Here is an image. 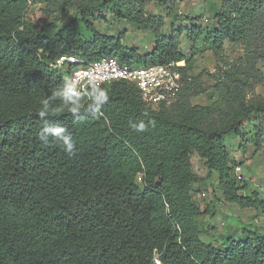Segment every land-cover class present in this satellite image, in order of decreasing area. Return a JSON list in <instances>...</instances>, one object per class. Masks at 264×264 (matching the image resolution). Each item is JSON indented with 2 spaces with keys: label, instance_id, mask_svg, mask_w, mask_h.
I'll return each mask as SVG.
<instances>
[{
  "label": "trees",
  "instance_id": "1",
  "mask_svg": "<svg viewBox=\"0 0 264 264\" xmlns=\"http://www.w3.org/2000/svg\"><path fill=\"white\" fill-rule=\"evenodd\" d=\"M176 1L0 0V264H156L155 258L160 264H264V200L239 193L223 144L225 135L245 134L243 122L264 117V102L247 96L262 79L256 66L264 60V0H220L215 27L202 38L220 65L210 74L216 99L208 105L191 102L204 87L179 50L181 31L163 34L162 21L146 10L151 2L170 8ZM35 4L44 5L48 18L72 13L58 28L51 20L34 24L26 16ZM105 12L149 31L150 51L114 57L125 50L122 34L94 26ZM191 33L197 38L199 30ZM226 41L242 48L235 61L224 56ZM65 54L81 65L104 57L133 67L183 61L182 84L174 100L152 108L132 83L112 81L100 85L108 101L99 114L84 111L88 99L81 93L78 116L65 109L42 119V100L63 104L53 91L71 67L50 64ZM214 118H221V128L210 126ZM139 120L154 126L134 131L130 122ZM45 122L67 128L74 156L58 141L39 138ZM260 134L251 135L256 149ZM193 152L217 175L223 202L258 210L261 231L244 226L242 237L223 235L221 246L200 240Z\"/></svg>",
  "mask_w": 264,
  "mask_h": 264
},
{
  "label": "rangeland",
  "instance_id": "2",
  "mask_svg": "<svg viewBox=\"0 0 264 264\" xmlns=\"http://www.w3.org/2000/svg\"><path fill=\"white\" fill-rule=\"evenodd\" d=\"M220 0H177L174 6L164 8L157 2L146 6L149 14L162 21L160 30L168 35L172 30H180L179 50L192 61L190 74L198 77L204 91L191 98L192 104L208 105L216 99L214 81L210 74L220 66L210 48L202 41L207 30L215 27L214 15L218 10ZM44 5L35 4L28 8L26 19L34 24L54 22L55 28L61 26L71 16L72 10L54 14L51 18L44 15ZM96 29L103 34H122L121 44L124 49L119 50L114 57L120 54L135 53L143 56L152 47L153 38L149 31L127 22L117 20L111 13L105 12L94 21ZM192 30H199L197 38L192 36ZM86 32V31H85ZM224 56L235 61L242 54L239 44L229 41L223 45ZM183 64V63H182ZM262 79L251 83L248 91L249 101L252 103L264 102V60L257 64ZM211 127H222L221 118H214ZM244 133L225 135L224 146L228 150L232 166L231 174L243 188L240 194L256 192L264 200V117L259 116L243 122ZM248 132H251L248 135ZM260 147L255 148V141L251 135L258 134ZM191 170L194 175L192 201L200 208L201 213L196 218L199 238L203 242H215L219 246L223 235H232L240 238L245 233L240 230L244 226L250 230H262L261 215L257 209L241 208L235 204L223 202L220 198L217 175L210 171L205 161L196 152L190 155ZM137 182L139 177H137Z\"/></svg>",
  "mask_w": 264,
  "mask_h": 264
},
{
  "label": "built area",
  "instance_id": "3",
  "mask_svg": "<svg viewBox=\"0 0 264 264\" xmlns=\"http://www.w3.org/2000/svg\"><path fill=\"white\" fill-rule=\"evenodd\" d=\"M182 63L183 61L133 67L119 62L114 57H104L81 65L82 61L76 55L65 54L57 57L50 66L63 70L70 66L67 80L71 79L73 83L78 81L81 93H86L87 85L92 82L100 86L112 81H127L138 89L141 100L146 105L156 108L175 99L182 84L178 69ZM154 262L160 264L158 258H155Z\"/></svg>",
  "mask_w": 264,
  "mask_h": 264
},
{
  "label": "clouds",
  "instance_id": "4",
  "mask_svg": "<svg viewBox=\"0 0 264 264\" xmlns=\"http://www.w3.org/2000/svg\"><path fill=\"white\" fill-rule=\"evenodd\" d=\"M78 85V81L76 83H73L71 79L64 81L53 91L52 96V99H55L57 96L61 97L63 100L62 106L53 107L48 99H44L41 101L43 106L40 107L38 116L42 119L47 118L61 113L65 109L74 117L78 116L82 109H84L82 103L83 95H81V89ZM84 95H86L88 99V107L84 109V111L92 115L99 114L101 106L108 101V91L94 82L87 85V91ZM129 126L134 129V131L145 132L150 126H154V121H148V124H146L144 120H139L135 123L130 122ZM38 136L42 141L49 140V138L58 141L62 145L64 152L69 156H74L76 154V143L67 128L62 125L57 124L52 126L45 122L43 127L39 130Z\"/></svg>",
  "mask_w": 264,
  "mask_h": 264
}]
</instances>
